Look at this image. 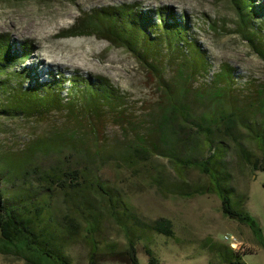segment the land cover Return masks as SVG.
Here are the masks:
<instances>
[{
  "label": "trees",
  "instance_id": "trees-1",
  "mask_svg": "<svg viewBox=\"0 0 264 264\" xmlns=\"http://www.w3.org/2000/svg\"><path fill=\"white\" fill-rule=\"evenodd\" d=\"M231 2L238 16V32L264 59V0ZM259 32L262 35H257ZM85 35H95L130 51L163 94L145 110L142 120H136L107 77L65 76L49 69L45 78L39 79L32 77L29 66L10 70L19 61L26 60L31 46L27 42L15 44L8 36H0V113L44 120L53 111L64 112L63 123L52 124L55 135L52 143L38 141L28 148L33 153L52 148L57 156L53 166L34 169L36 177L27 179V185L8 191L2 181L8 165L0 164V249L20 253L29 264H71L65 248L70 242L68 235L74 240L80 225L71 217L70 207L76 206L90 239L92 250L88 264H96L99 242L94 238L96 245L91 238L99 232L105 215L126 236L124 251L129 264H140L135 246L138 231L149 228L164 236H173L172 222L166 217L150 223L143 221L119 194L110 192L102 184L99 171L111 159H120L131 166L152 156H161L178 167L193 166L205 173L211 186L199 192L217 193L222 213L246 224L264 249V235L258 221L244 210L243 199L232 196L234 189L223 165L227 148L222 145L223 141L215 139L216 133H229L237 123L253 131L245 121L248 113L244 108L223 105V96L233 88V69L225 65L216 73L214 84L222 85L214 92L198 90L193 94L195 97L208 94L218 105L215 111L197 113L185 99L197 76L208 74L209 64L205 51L191 36L185 13H177L168 6L143 9L134 3L92 8L63 31L61 37ZM164 56L176 68L170 78L165 77L160 65ZM24 77L29 79L24 82ZM256 109L264 114V100ZM108 117L126 138L121 147L113 150L99 137ZM253 132L262 156L250 163L255 170H264V130ZM236 145L247 159L249 153L240 142ZM204 146L209 149V155L200 158L198 151ZM110 151L117 156L109 154ZM15 171L17 174L19 170ZM60 195L69 204L68 213L61 218L63 222L53 217L52 200ZM92 197L97 198V203L90 200ZM123 213L130 215L132 228L122 222ZM105 248L113 249V244ZM144 251L147 264H160L150 247L145 246ZM109 253L113 254L111 250ZM244 253L248 252H236L228 244L220 245L215 251L216 262L210 264H245L241 260Z\"/></svg>",
  "mask_w": 264,
  "mask_h": 264
},
{
  "label": "rangeland",
  "instance_id": "rangeland-1",
  "mask_svg": "<svg viewBox=\"0 0 264 264\" xmlns=\"http://www.w3.org/2000/svg\"><path fill=\"white\" fill-rule=\"evenodd\" d=\"M124 3L138 4L143 9L168 6L186 14L191 36L205 51L209 64L208 74L197 76L185 99L194 112H212L218 108L208 94L202 97L193 94L198 90L214 92L222 85L214 84L215 75L227 65L233 69V88L223 96V105L244 108L248 113L245 121L253 131L257 134L264 130V114L256 109L264 100V59L238 32V16L231 0H0V36H8L15 44L27 42L31 46L26 60L19 61L10 70L29 66L32 77L39 79L45 78L49 69L65 76L107 77L136 120H142L145 110L156 104L163 93L131 52L95 35L61 37L63 31L92 8ZM160 61L165 77H172L176 72L174 64L165 56ZM111 119L108 117L101 126L99 137L113 150L121 147L126 138ZM63 121V111H53L44 120L0 113V164L8 165V172L1 179L8 191L27 185V179L36 177L34 169L39 171L54 165L57 156L52 148L39 153L28 152V148L38 141L52 143L55 136L52 124L60 126ZM253 131L237 123L229 133H216L215 139L223 141L222 145L227 148L223 165L234 189L232 196L243 199L244 210L255 217L264 235V170H255L250 163L262 156ZM236 142L249 153L247 159L241 155ZM109 154L117 156L113 151ZM198 154L200 158L208 156L209 149L204 146ZM15 170H19L17 174ZM99 175L102 184L110 192L119 194L146 223L159 217L172 222L173 236H164L149 228L138 231L135 246L140 264H147L145 246L154 251L160 264L216 262V249L228 244L224 240L226 234L236 236L245 247L244 250L232 248L236 252H248L241 255L245 264H264V249L250 228L222 213L217 193L199 192L210 185V178L197 168L178 167L161 156H152L131 166L120 159H111L101 166ZM90 200L97 203V198ZM52 206L53 217L63 222L61 218L69 207L63 195L54 197ZM70 209L71 217L80 225L74 240L68 235L70 242L65 254L71 264H88L92 250L90 239L78 207ZM121 216L122 222L132 228L130 215ZM95 234L91 241L96 244L94 238H97L99 242L96 264H129L124 251L126 236L112 218L105 215ZM110 243L113 249L105 248ZM0 264L29 263L20 253L0 249Z\"/></svg>",
  "mask_w": 264,
  "mask_h": 264
},
{
  "label": "built area",
  "instance_id": "built-area-1",
  "mask_svg": "<svg viewBox=\"0 0 264 264\" xmlns=\"http://www.w3.org/2000/svg\"><path fill=\"white\" fill-rule=\"evenodd\" d=\"M224 240L228 243L231 248H238L241 250L245 249V247H243L242 243L237 239V237L232 234H226L224 236Z\"/></svg>",
  "mask_w": 264,
  "mask_h": 264
}]
</instances>
